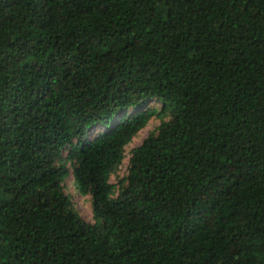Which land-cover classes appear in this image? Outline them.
I'll return each mask as SVG.
<instances>
[{"label":"trees","instance_id":"16d2710c","mask_svg":"<svg viewBox=\"0 0 264 264\" xmlns=\"http://www.w3.org/2000/svg\"><path fill=\"white\" fill-rule=\"evenodd\" d=\"M0 264H264V0H0Z\"/></svg>","mask_w":264,"mask_h":264},{"label":"rangeland","instance_id":"374dc122","mask_svg":"<svg viewBox=\"0 0 264 264\" xmlns=\"http://www.w3.org/2000/svg\"><path fill=\"white\" fill-rule=\"evenodd\" d=\"M158 107V106H156ZM160 123V119L157 117H152L147 125L143 127L132 139V141L126 145L125 147V153H124V158L121 162V164L118 166L116 171L111 174L110 176V182L116 183V181L125 176L127 173V164H128V158L130 155V151L133 147L139 145L142 140L151 132L153 131ZM102 128H99L98 130L93 131V133H96L97 131L101 130ZM65 185V191L69 193L72 197V200L74 202V205L80 215L87 220L90 223H94V218L92 215V210H91V200L89 195H81L80 193L77 192L75 189L74 183H73V176L70 171L68 174L67 178L65 179L64 182Z\"/></svg>","mask_w":264,"mask_h":264}]
</instances>
